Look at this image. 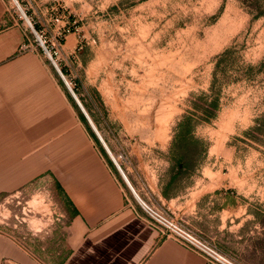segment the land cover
Returning a JSON list of instances; mask_svg holds the SVG:
<instances>
[{"label": "rangeland", "instance_id": "1", "mask_svg": "<svg viewBox=\"0 0 264 264\" xmlns=\"http://www.w3.org/2000/svg\"><path fill=\"white\" fill-rule=\"evenodd\" d=\"M7 5L29 45L21 52L36 54L56 74L81 115L72 87L120 165L132 164L135 186L158 172L169 175L184 153L187 169L177 187L200 178L231 182L241 200L234 210L249 213L243 222L256 245L243 250L244 260L232 255L264 264V0ZM34 190L0 202L1 226L40 232L61 224L62 206L49 188Z\"/></svg>", "mask_w": 264, "mask_h": 264}, {"label": "crops", "instance_id": "2", "mask_svg": "<svg viewBox=\"0 0 264 264\" xmlns=\"http://www.w3.org/2000/svg\"><path fill=\"white\" fill-rule=\"evenodd\" d=\"M24 40L0 0V202L45 186L62 206V222L40 232L0 225V264H213L150 223L140 189L240 259L256 248L243 222L249 213L234 210L241 200L228 180L200 178L178 188L173 173L162 171L138 189L132 164H116L84 104L91 122L73 113L56 74L21 52Z\"/></svg>", "mask_w": 264, "mask_h": 264}, {"label": "built area", "instance_id": "3", "mask_svg": "<svg viewBox=\"0 0 264 264\" xmlns=\"http://www.w3.org/2000/svg\"><path fill=\"white\" fill-rule=\"evenodd\" d=\"M38 37L45 47L42 38L39 35ZM28 46L27 42L24 41L20 44V50H23ZM45 49L47 48L45 47ZM114 160L121 168L117 159L114 158ZM138 199L150 223L157 226L167 236L177 239L190 249L201 254L209 262L213 264H244L237 257L222 249L214 241L204 236L182 219L176 217L163 206L148 201L141 196H139Z\"/></svg>", "mask_w": 264, "mask_h": 264}, {"label": "trees", "instance_id": "4", "mask_svg": "<svg viewBox=\"0 0 264 264\" xmlns=\"http://www.w3.org/2000/svg\"><path fill=\"white\" fill-rule=\"evenodd\" d=\"M211 104L216 105V99H214V101H212ZM204 109H205L204 111H206V113H210L212 115L214 114V111L212 112L208 108H204ZM179 124H181V123H179ZM180 136L183 138L186 135L182 132ZM186 161H187L186 155L184 153L178 154V156L176 157V160L174 161L173 170L171 173H173L172 182L176 186H177V180L179 179L180 174L187 169V162Z\"/></svg>", "mask_w": 264, "mask_h": 264}, {"label": "water", "instance_id": "5", "mask_svg": "<svg viewBox=\"0 0 264 264\" xmlns=\"http://www.w3.org/2000/svg\"><path fill=\"white\" fill-rule=\"evenodd\" d=\"M56 67H57L59 73L61 74V76L63 77V79L65 80V82L68 84V82H67V80H66V78H65V76H64V73L62 72L61 68L58 67L57 65H56ZM68 85H69V84H68ZM69 88H70V90H71L73 96L75 97L76 101L78 102V104H79L80 107L82 108L83 112H84L85 115L88 117L89 121L91 122L90 117H89V115L87 114V112L85 111L84 107L82 106V103H81L80 100L78 99V96L76 95V93L74 92V90L72 89V87H71L70 85H69ZM96 131H97V129H96ZM97 133L99 134L98 131H97ZM99 135H100L101 140L103 141V140H104L103 137L101 136V134H99ZM104 143H105V142H104Z\"/></svg>", "mask_w": 264, "mask_h": 264}, {"label": "bare ground", "instance_id": "6", "mask_svg": "<svg viewBox=\"0 0 264 264\" xmlns=\"http://www.w3.org/2000/svg\"><path fill=\"white\" fill-rule=\"evenodd\" d=\"M28 22L30 23L29 19H27ZM40 36V35H39ZM41 37V36H40ZM49 55H51V53L49 51H47ZM52 56V55H51ZM65 76V75H64ZM79 99V98H78ZM81 102V101H80ZM83 106V105H82Z\"/></svg>", "mask_w": 264, "mask_h": 264}]
</instances>
